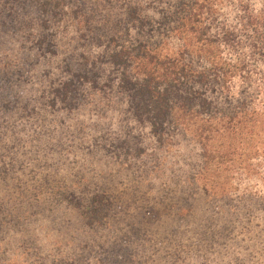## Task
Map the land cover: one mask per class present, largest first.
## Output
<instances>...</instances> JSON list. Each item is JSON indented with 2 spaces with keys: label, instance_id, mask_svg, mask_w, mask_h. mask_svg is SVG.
I'll use <instances>...</instances> for the list:
<instances>
[{
  "label": "trees",
  "instance_id": "trees-1",
  "mask_svg": "<svg viewBox=\"0 0 264 264\" xmlns=\"http://www.w3.org/2000/svg\"><path fill=\"white\" fill-rule=\"evenodd\" d=\"M37 222L71 243L31 252ZM7 241L0 264H264L260 0H0Z\"/></svg>",
  "mask_w": 264,
  "mask_h": 264
},
{
  "label": "rangeland",
  "instance_id": "rangeland-1",
  "mask_svg": "<svg viewBox=\"0 0 264 264\" xmlns=\"http://www.w3.org/2000/svg\"><path fill=\"white\" fill-rule=\"evenodd\" d=\"M60 220V219H58ZM25 231L28 232L26 237H29V243L25 245V248L30 249L31 252L35 250V248H38L40 250L49 251L53 254L54 251H58L63 248V246L67 243H71L70 241V231L63 228V225H51V223L47 222H37L31 225H26ZM30 231V232H29ZM72 234V233H71ZM77 235V234H76ZM23 237V236H22ZM167 240V239H166ZM10 241H7L6 243H3L0 245L1 252L10 253L9 251L11 248H17L20 244L11 243ZM160 244L155 245L156 250L159 247ZM169 252V251H168ZM167 252V254H168ZM12 254V252L10 253ZM171 257L177 256V251L175 249H172V255ZM155 258L151 257V260ZM174 260V257H173ZM202 264H211L210 262H203Z\"/></svg>",
  "mask_w": 264,
  "mask_h": 264
},
{
  "label": "clouds",
  "instance_id": "clouds-1",
  "mask_svg": "<svg viewBox=\"0 0 264 264\" xmlns=\"http://www.w3.org/2000/svg\"><path fill=\"white\" fill-rule=\"evenodd\" d=\"M260 4L262 7H264V0H260Z\"/></svg>",
  "mask_w": 264,
  "mask_h": 264
}]
</instances>
